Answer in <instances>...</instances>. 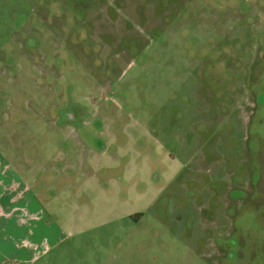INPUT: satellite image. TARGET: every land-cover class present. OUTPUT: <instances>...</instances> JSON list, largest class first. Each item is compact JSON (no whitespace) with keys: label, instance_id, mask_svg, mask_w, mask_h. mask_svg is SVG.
Here are the masks:
<instances>
[{"label":"rangeland","instance_id":"obj_1","mask_svg":"<svg viewBox=\"0 0 264 264\" xmlns=\"http://www.w3.org/2000/svg\"><path fill=\"white\" fill-rule=\"evenodd\" d=\"M0 132L44 167L26 237L58 240L18 253L17 232L0 260L264 264V0H0ZM76 135L123 189L118 217L80 235Z\"/></svg>","mask_w":264,"mask_h":264},{"label":"crops","instance_id":"obj_2","mask_svg":"<svg viewBox=\"0 0 264 264\" xmlns=\"http://www.w3.org/2000/svg\"><path fill=\"white\" fill-rule=\"evenodd\" d=\"M19 136V134L14 135L16 146L20 142ZM80 137L76 135V138ZM10 138V134L3 135L0 132V140L9 141ZM84 141V138H80L77 142L82 147L81 151L71 147V151L68 152V154L71 153V165H69L71 169V214L69 213L71 224L69 226L78 235L87 231L99 230L108 220H115L118 217L117 208L123 204L119 196L123 190L121 183H118V180H105L104 178V172L108 170L104 161L106 150L95 151ZM16 150L9 155L6 153L7 150L3 153L0 150V246L4 248L9 244L12 245V242L16 241L14 235L22 232L25 237L19 244L13 245L18 253L20 250L35 251L39 247L42 249L40 253L47 252L52 245L58 243L57 239L49 245L46 238L38 244L26 237H34L37 223L45 217L41 200L42 191L38 186L40 184L38 173L42 172L44 167L37 166L38 150L29 152L32 153L30 155H27L25 150H19V148ZM8 157H16L21 163L15 165ZM63 161L70 164L65 157ZM48 188L50 187L46 189ZM109 190L113 192L109 193ZM88 193L93 194L94 197L90 199ZM49 202L52 208L54 203L57 204V200H49ZM57 208L60 212L61 208L58 206ZM54 213L51 210L46 216ZM43 225L50 226L48 222H44ZM23 259L16 257L9 259L4 256L0 264H23L31 260Z\"/></svg>","mask_w":264,"mask_h":264}]
</instances>
